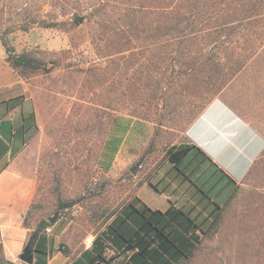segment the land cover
<instances>
[{"label": "rangeland", "instance_id": "1", "mask_svg": "<svg viewBox=\"0 0 264 264\" xmlns=\"http://www.w3.org/2000/svg\"><path fill=\"white\" fill-rule=\"evenodd\" d=\"M105 1L0 0V53L5 54L4 44L18 54L29 51L52 70L29 78L14 71L15 78L19 77L15 94L32 97L42 126L33 136L27 153L31 159L25 164L28 174L38 182L29 214L32 224L58 216L60 211L69 216L71 211L65 212L60 206L71 202L81 213L80 219H93L95 226L105 221L113 208L133 195L135 175L140 170L148 177L152 164L162 162L169 147L186 143L188 118L198 111L188 109L192 97L187 92L196 90L189 91L193 83L187 66L174 61V45L159 48L151 39H145L150 35L145 32L139 43L122 55L114 60L106 57V46L113 35L107 27L112 23L111 7L98 10ZM75 13L81 16L80 26L72 25ZM221 40H226L222 48L227 54L228 49L236 47L234 51L244 57L245 65L207 105L224 102L242 113L264 136V16L260 25L240 28L231 38L224 36ZM201 42L191 52L193 57L204 47L205 51L214 49ZM158 55L165 56L163 62L157 63ZM158 80L162 81V89L167 86L165 82L171 81L172 92H180L178 85H183L184 91L176 99L177 110L164 108L163 102L155 99L151 91ZM27 87L30 91L25 92ZM257 147L253 141L245 149L248 157L234 159L232 150L211 143L208 151L221 154V171L192 152L199 159L194 169L170 166L159 183L153 184L168 188L171 194L201 169L216 183L208 190L200 186L203 190L198 202L211 199L219 204L220 197L233 189L228 176L242 180ZM140 161L144 163L142 169ZM94 178L100 179V186L97 193L88 194ZM104 188L114 205L101 216L95 202ZM114 190L121 194L113 195ZM143 195L150 202L148 192ZM217 221L194 256L181 264H264V152L220 210Z\"/></svg>", "mask_w": 264, "mask_h": 264}, {"label": "trees", "instance_id": "2", "mask_svg": "<svg viewBox=\"0 0 264 264\" xmlns=\"http://www.w3.org/2000/svg\"><path fill=\"white\" fill-rule=\"evenodd\" d=\"M107 6L112 9V23L107 27L113 35L106 46L107 58L114 60L115 56L122 55L131 45L139 43L140 36L145 32H150L145 39H151L159 48L175 46L174 61H181L187 66L189 70L186 71H189V78L193 83L189 91L196 90L190 94L187 92V96L192 97V104L188 109L198 110L188 118L189 125L245 65L244 57L234 51L236 47L228 49L229 54L227 50L225 52L226 48L223 50L222 45L226 40H221V37L229 39L240 28L260 25L264 16V0H107L98 10H104ZM66 23L61 22V25ZM82 24L81 16L78 13L73 14L72 25ZM199 41H202L201 45H213L214 49L205 51L204 44V48H199L201 50H197L193 57L191 52ZM4 46L7 62L20 77L29 78L36 73L52 71L31 52L18 54L6 44ZM228 57L231 58L230 65L227 62ZM164 59V55L156 56L157 63ZM161 83L158 80L155 90L150 91L156 95V100L163 102L164 108L177 110L176 99L182 95L183 85H178L182 89L180 92L179 89L172 92L171 81L165 82L167 86L163 89ZM192 152L203 153L195 144H175L168 148L165 158L177 165ZM238 188L239 186L236 190ZM72 203L63 204L60 209L71 207ZM219 214L220 211L215 222L203 231V235L217 226ZM50 225L52 224L49 220L43 219L33 229V233L38 231L35 264H47L48 253L44 248L47 239L43 232ZM198 229L201 228L181 209L171 207L166 212H161L151 210L144 204L140 206L129 202L121 208V213L97 240L100 246L97 248V256L87 264H113L116 257L107 258L103 254L105 240L116 245L121 244V255H125L121 264H180L191 259L201 244L202 237L197 233ZM0 264L14 263L0 258Z\"/></svg>", "mask_w": 264, "mask_h": 264}, {"label": "crops", "instance_id": "3", "mask_svg": "<svg viewBox=\"0 0 264 264\" xmlns=\"http://www.w3.org/2000/svg\"><path fill=\"white\" fill-rule=\"evenodd\" d=\"M0 61V258L14 264H23L20 256L33 234V229L41 220L46 219H40L35 224L29 220V212L37 196L38 182L36 177L28 174L25 165L31 159L27 153L33 144V136L42 126L38 110L31 100L32 97L22 98L24 94L17 95L14 92V86L19 77L15 78L14 69L6 60V51L5 54L0 53ZM23 90L30 91L28 87ZM30 101L32 107H30ZM216 108L218 110H213ZM185 138L186 143L195 144L202 150L203 153L199 154L200 156L197 155L198 157L216 166L220 171L218 160L221 154L208 151L211 143L222 145L225 150H232L231 156L234 159L248 157L245 149L253 141L257 142L258 149L255 159L250 162L242 180L228 176L233 183V189L229 194L224 193L220 197L219 204L211 199L198 202L201 200L200 191L203 190L200 186L204 185V190H208L216 183L214 178L205 175L201 169H197L192 176L193 179H186V184L171 194L168 193V188L153 184V181L156 184L159 183L162 173L170 166L182 165L186 168L189 166L187 170L194 169L199 159L191 153L177 165L167 158L162 162L153 163L148 177L140 170L139 174L135 175L133 195L113 208L112 215L106 216L105 221H99L97 226L94 225L93 219H80L81 213L78 214V210L75 211V206L65 208V212L71 211L69 216L60 211L54 224L50 225L53 229L52 234L43 232L47 239L44 243L48 253L47 264H77L78 262L87 264L95 258L97 248L100 247L97 240L121 213V208L129 202H135L140 206L144 204L151 210L161 212H166L171 207L181 209L202 229H198L197 233L203 238V231L207 230L214 217L229 202L237 186L244 181L253 164L263 154L264 136L242 113L231 109L221 101L218 104L211 103L206 106L188 126ZM139 166L142 169L144 163L140 161ZM222 172L225 174L223 170ZM120 190H114L113 195L121 194ZM145 191L148 192L150 202L144 198ZM108 195L107 188H104L95 202L101 216H104L103 214L111 205H114L111 204L114 200L110 201ZM104 244V256L107 258L115 256L113 264H121V260L125 258V255H121V244L116 245L108 240H105ZM36 259L34 249L33 264Z\"/></svg>", "mask_w": 264, "mask_h": 264}, {"label": "water", "instance_id": "4", "mask_svg": "<svg viewBox=\"0 0 264 264\" xmlns=\"http://www.w3.org/2000/svg\"><path fill=\"white\" fill-rule=\"evenodd\" d=\"M135 168L132 170L133 173H135ZM57 219V214L53 217V218H50L49 219V222L51 224H54V222L56 221ZM38 237V231L37 232H34L26 247L24 248L23 250V253L21 254L20 256V260L23 262V263H26V264H33L34 263V249H35V242H36V239Z\"/></svg>", "mask_w": 264, "mask_h": 264}, {"label": "built area", "instance_id": "5", "mask_svg": "<svg viewBox=\"0 0 264 264\" xmlns=\"http://www.w3.org/2000/svg\"><path fill=\"white\" fill-rule=\"evenodd\" d=\"M100 186V179L94 178L93 183L91 184L90 188L88 189V194H95L98 191V187ZM45 233L52 234L53 229L51 226L45 228ZM64 249V248H63ZM26 264V263H23Z\"/></svg>", "mask_w": 264, "mask_h": 264}]
</instances>
